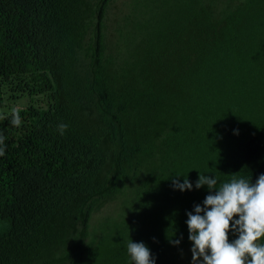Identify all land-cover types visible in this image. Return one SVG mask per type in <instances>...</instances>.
I'll return each mask as SVG.
<instances>
[{"label": "trees", "instance_id": "trees-1", "mask_svg": "<svg viewBox=\"0 0 264 264\" xmlns=\"http://www.w3.org/2000/svg\"><path fill=\"white\" fill-rule=\"evenodd\" d=\"M115 1L0 0V264H192L200 173L264 174V0Z\"/></svg>", "mask_w": 264, "mask_h": 264}, {"label": "clouds", "instance_id": "clouds-1", "mask_svg": "<svg viewBox=\"0 0 264 264\" xmlns=\"http://www.w3.org/2000/svg\"><path fill=\"white\" fill-rule=\"evenodd\" d=\"M10 116L13 126L22 124L16 108L11 110ZM67 128V124L58 125L61 135ZM5 139L0 135V157L5 155ZM183 176V183L174 179L173 186L181 191L191 190L192 183ZM205 185L210 194L203 206L196 205L194 213H187L193 264H264V243L258 242L264 238V174L255 183L252 179L233 176L230 181L218 184L217 177L200 173L195 187L200 189ZM230 232L238 234L232 242L229 241ZM126 247L134 264H155L145 243L131 239Z\"/></svg>", "mask_w": 264, "mask_h": 264}, {"label": "rangeland", "instance_id": "rangeland-1", "mask_svg": "<svg viewBox=\"0 0 264 264\" xmlns=\"http://www.w3.org/2000/svg\"><path fill=\"white\" fill-rule=\"evenodd\" d=\"M132 2V0H116L113 5L109 9V14H108V24L110 26V29L113 30L115 27V22L119 21L122 19L125 15L129 13V9L127 6ZM16 108L20 107V104L15 106ZM111 209H114V205H109L106 208H104L101 212L96 214L91 222L92 226H96L98 223L97 221L101 218L104 217L107 214H111ZM192 248L186 249L184 251V256H186L190 262H192ZM202 259V258H201Z\"/></svg>", "mask_w": 264, "mask_h": 264}]
</instances>
